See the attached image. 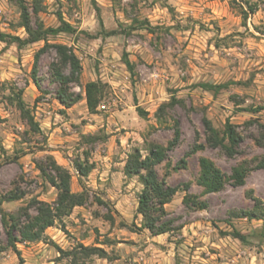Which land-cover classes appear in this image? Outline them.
<instances>
[{"label": "rangeland", "instance_id": "obj_1", "mask_svg": "<svg viewBox=\"0 0 264 264\" xmlns=\"http://www.w3.org/2000/svg\"><path fill=\"white\" fill-rule=\"evenodd\" d=\"M18 1L0 0V31L24 38ZM22 1L34 23L57 27L61 15L73 26V33L50 35L48 43L65 44L79 58V83L70 86L82 98L70 107L56 99L51 48L39 54L36 87L31 72L44 41L21 47L0 41V197L24 192L0 205V264L19 263L6 244L2 215L23 219L25 208L34 213L31 198L56 197L37 167L47 155L69 170L73 192L86 187L88 200L47 228L41 241L17 242L23 264H70L57 249L78 244L101 247L107 258L84 257L77 264H264V166H257L264 163V108L249 111L264 100V0H36L39 13L32 12L33 0ZM111 30L116 33H103ZM124 52L134 63L133 74L123 63ZM99 80L105 92L96 112L89 113L84 85ZM200 82L230 85L214 94ZM18 91L39 131L22 118ZM172 95L175 103L158 120L159 106ZM136 102L146 116L138 115ZM203 118L218 129L226 120L237 126L238 154L228 157L206 144ZM175 123L179 139L155 166L167 185L180 187L165 204L175 229L153 236L141 228L136 212L142 185L137 177H126L123 167L134 149L144 156L151 143L166 147ZM200 157L227 176L244 163V183L227 182L222 190L205 193L197 183ZM76 160L92 166L82 184ZM186 194L205 207L186 206ZM249 212L259 218L244 215ZM233 229L245 239L233 237Z\"/></svg>", "mask_w": 264, "mask_h": 264}, {"label": "trees", "instance_id": "obj_2", "mask_svg": "<svg viewBox=\"0 0 264 264\" xmlns=\"http://www.w3.org/2000/svg\"><path fill=\"white\" fill-rule=\"evenodd\" d=\"M95 3V0H91ZM19 6V26L26 33V37L11 35L0 31V41L4 43H16L18 47L32 44L39 41H44V46L35 55V60L32 68V79L36 87H39V82L36 76L37 61L39 54L48 48L54 50V60L50 64L51 76L57 82L56 99L64 107H70L78 102L82 97L79 93L71 91V84L79 83L81 65L79 58L71 50V48L61 43H48V36L57 35L60 32L73 33L75 30L71 24L66 22L61 15H58L60 24L57 27L45 26L41 21L32 22L30 7L22 0L18 1ZM32 12L39 13L41 5L36 0L32 1ZM254 9L251 8V12ZM101 23V21H100ZM104 31V30H102ZM107 35L115 34V30L103 32ZM123 63L128 71L134 73V63L128 58L126 52L122 56ZM200 88L210 91L214 94L228 88L230 82L212 84L208 82H200L197 84ZM18 91L16 98V106L21 113L22 118L33 131H39L38 123L34 120L30 110L25 105V102ZM105 92V84L99 81H89L84 85V99L86 101L89 113H95L99 103ZM171 100L164 102L158 108L156 117L161 120L167 106L175 103V96H171ZM136 101V100H135ZM136 111L138 115L144 117L148 114L136 102ZM264 108V100L262 105L251 107L249 111L258 112ZM205 142L209 147L220 148L228 157H234L239 152V147L242 141V135L237 130V126L226 120L222 129L213 126L212 122L203 118ZM264 127V126H263ZM179 139V128L175 123L173 138L169 141L166 147L151 143L147 148V154L142 155L139 149H134L128 154L123 167V173L126 177H137L142 185L138 194L136 212L142 218L141 228L148 230L153 236L170 233L175 229L174 220L168 218V212L165 210V204L170 202L175 193L180 189L179 186H170L160 179L156 165L162 163L167 156V151L176 145ZM257 144H262L260 139H256ZM202 147V145H197ZM199 175L197 183L203 187L205 193H214L222 190L227 182L232 185H242L248 166L240 163L231 168L230 175L224 174L210 159L200 157ZM257 166L263 167L264 163ZM43 178L46 182L56 190V197L52 202L31 198L29 206L34 209L31 215L27 208L23 210V219L14 215L5 213L2 215V224L6 234L7 246L16 252L19 263L23 264V258L17 250V242H37L41 241L45 235L47 228L54 226L57 221H60L64 216L69 215L77 206H83L88 200V190L82 184L81 179L86 177L92 166L87 162L76 160L73 162V167L82 184V190L73 192L71 190V174L68 169L59 165L51 155L46 156L43 163L37 165ZM188 186L184 188L187 190ZM24 195V192H9L0 197V205L3 201L18 200ZM183 203L186 206H193L202 209L205 203L199 201L196 196L186 194L183 197ZM99 203H104L98 199ZM251 218H259L253 212L244 214ZM233 237L243 241L245 238L235 229L230 233ZM3 247L0 245V252ZM60 256H66L70 259V264H77L79 258L97 256L107 258V252L97 246H86L78 244L69 251L58 248Z\"/></svg>", "mask_w": 264, "mask_h": 264}, {"label": "built area", "instance_id": "obj_3", "mask_svg": "<svg viewBox=\"0 0 264 264\" xmlns=\"http://www.w3.org/2000/svg\"><path fill=\"white\" fill-rule=\"evenodd\" d=\"M103 107V106H102Z\"/></svg>", "mask_w": 264, "mask_h": 264}]
</instances>
